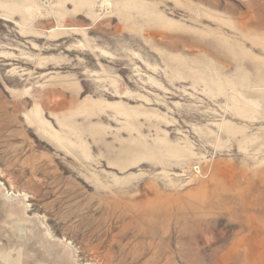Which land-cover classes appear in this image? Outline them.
<instances>
[{
	"label": "rangeland",
	"instance_id": "rangeland-1",
	"mask_svg": "<svg viewBox=\"0 0 264 264\" xmlns=\"http://www.w3.org/2000/svg\"><path fill=\"white\" fill-rule=\"evenodd\" d=\"M254 259L264 0H0V264Z\"/></svg>",
	"mask_w": 264,
	"mask_h": 264
},
{
	"label": "bare ground",
	"instance_id": "bare-ground-1",
	"mask_svg": "<svg viewBox=\"0 0 264 264\" xmlns=\"http://www.w3.org/2000/svg\"><path fill=\"white\" fill-rule=\"evenodd\" d=\"M104 1H105V0H104ZM102 4H103V3H102ZM8 8H9V7H8ZM25 9L27 10L28 7H26ZM107 9H108V7H107ZM109 11H110V10H109ZM36 120H37V122L40 123V125H41L40 127H41V128H42V127H43V128H46V127H47V126H45V124L41 121V117H39V115L36 116ZM43 128H42V129H43ZM47 129H50V128L47 127ZM42 131L45 133V130H44V129H43ZM46 133L49 134V135L51 134V132H49V131H46ZM52 134H53V133H52ZM255 254H256V252H254V255H255ZM254 255H253V256H254ZM251 256H252V255H251ZM254 258H258V256H254ZM259 258H260V257H259ZM248 260H250V259H247V261H248ZM254 260H255V259H254ZM263 261H264V260H262V263H259V262L257 263L256 260H255V261H252V260H251V264H264Z\"/></svg>",
	"mask_w": 264,
	"mask_h": 264
}]
</instances>
